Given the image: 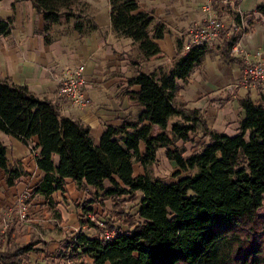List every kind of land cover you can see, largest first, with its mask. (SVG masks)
<instances>
[{"label":"trees","instance_id":"obj_1","mask_svg":"<svg viewBox=\"0 0 264 264\" xmlns=\"http://www.w3.org/2000/svg\"><path fill=\"white\" fill-rule=\"evenodd\" d=\"M14 1H30L41 15L44 44L52 42L51 31L60 24L76 31L81 43L100 31L86 0ZM107 1L111 31L132 39L138 53L136 64L159 54L155 40L163 37L164 24L139 11L137 0ZM215 1L211 0V7L218 13ZM255 11L264 14V5H257ZM229 13L234 27L227 37L226 29H221L218 54L224 64L243 66L232 49L257 20L250 15L248 28L242 29L241 14ZM12 29L13 17L0 19V36L9 35ZM208 52V44L183 50L182 43L175 41L170 63L149 73L137 67L129 80L130 85L139 86L133 96L137 111L119 126H104L98 145H94L88 125L61 115L53 101L37 97L26 85L0 77V133L24 145L37 137L30 151L36 153L34 160L42 174L29 198L44 199L50 211L56 212L52 195L63 191L70 179L77 191L111 203L107 212L111 220L104 226L114 229L113 238L88 236L80 229L66 242L67 252L62 256L66 264H264V215L258 214L264 194V92L257 103L248 93L240 98L244 116L234 136L204 125L208 142L198 152L186 158L182 147L169 152L176 165L174 180L148 175L158 149H168L175 139L188 141L191 124L203 122L197 109H185L178 92L180 82L201 67ZM136 163L145 174H133ZM0 169L9 187L27 175L19 161L7 168L6 146L1 140ZM125 196L138 199L134 214L125 210ZM82 210L87 214L85 206ZM86 226L98 233L103 230L92 222ZM11 232L0 236V264H31L30 255L44 251L42 240L19 244L10 238Z\"/></svg>","mask_w":264,"mask_h":264},{"label":"crops","instance_id":"obj_2","mask_svg":"<svg viewBox=\"0 0 264 264\" xmlns=\"http://www.w3.org/2000/svg\"><path fill=\"white\" fill-rule=\"evenodd\" d=\"M137 1L139 11L149 13L155 18V22H161L165 26L163 37L155 40L160 53L139 66L136 64L138 53L132 39L117 37L111 31L107 0H86L94 21L100 28L99 32L86 37L81 43L76 31L60 24L51 31L53 40L49 44L43 42L40 34L43 19L30 1L0 0V19L13 17L11 33L5 37L0 36V77L8 78L15 85H26L37 97L53 101L61 115L88 125L92 141L94 145H98L104 126H119L121 120L133 117L137 111L138 103L133 96L139 91V86L129 84L136 68L140 67L141 71L149 73L170 63L175 56V41L184 45L189 29L200 25L206 17L203 11L206 0ZM215 2L213 6L217 8V14H220L226 29L225 37L232 33L227 28L234 27L230 11L241 14V21L245 24L250 15L257 20L252 29L241 36L238 52L233 50V53L242 61L255 60L264 66V14L255 11L256 0H219L217 5ZM219 39L216 43H208L210 52L205 54L201 67L194 69L185 82H180L178 92L179 98L186 104L185 109H197L203 122L191 124L188 141L175 139L168 149H158L156 162L168 161L176 170L175 162L168 153L179 147L184 149V158L198 152L208 142L204 125L211 131L227 136L237 134L239 122L244 116V111L239 106L240 98L248 93L251 99H255L260 88H263L261 85L248 88L236 86L242 65L222 63L217 49L222 42ZM76 64L84 66V89L90 102L83 108L70 104L57 90L59 79ZM169 130L170 127L167 132L171 137ZM157 131V127H154V132ZM0 140L6 146L7 168L10 169L15 161H19L27 174L17 178L15 184L9 187L4 181V171L0 169V229L8 226L16 241L27 243L39 225L45 228L51 224L50 207L42 198L30 199L28 208L30 214H33L27 220H18L17 214L18 197L30 192L42 174L30 151V147L37 143V137L29 139L28 145L4 133H0ZM139 148L143 152L142 143ZM134 166V175L145 174V169L140 164L136 163ZM152 178L159 179L157 175ZM52 197L60 226L75 225L78 219L81 220L83 206L88 213L99 208L102 200L90 193L77 191L70 179L66 180L64 190L54 192ZM87 201L90 202L83 204ZM78 204L82 207L78 208ZM45 229L48 235L41 237L44 244L40 245L44 251L32 253L31 264L46 263L49 256L58 252L62 245L57 233L49 231L51 226ZM74 234L72 232V236ZM52 237V240H48Z\"/></svg>","mask_w":264,"mask_h":264},{"label":"built area","instance_id":"obj_3","mask_svg":"<svg viewBox=\"0 0 264 264\" xmlns=\"http://www.w3.org/2000/svg\"><path fill=\"white\" fill-rule=\"evenodd\" d=\"M203 11L206 13V17L203 22L188 31V39L183 45V50H188L193 46H199L208 44L219 36V33L223 27L222 23L216 18L211 11L210 5L203 4ZM238 43L233 47L232 51L238 52ZM84 66L82 64H76L65 75H63L58 81V93L70 104L83 108L89 105V99L85 93V78L83 75ZM254 85H261L264 87V66L255 60L243 61L241 67L240 76L236 86L248 88ZM33 158L36 155L35 152H31ZM29 193H23L18 197L19 202V218L24 219L27 214L28 205L25 203ZM86 220L100 226L103 230L98 233L94 228L91 229L92 236H99L104 240H110L115 235L114 229L105 228L104 224L87 213ZM84 226L78 225L76 229H83ZM78 230V231H79ZM77 231V232H78ZM76 233V232H75Z\"/></svg>","mask_w":264,"mask_h":264},{"label":"rangeland","instance_id":"obj_4","mask_svg":"<svg viewBox=\"0 0 264 264\" xmlns=\"http://www.w3.org/2000/svg\"><path fill=\"white\" fill-rule=\"evenodd\" d=\"M218 1L219 0H216L215 4L217 5L218 4ZM207 4L210 5V8H211V11L213 12L214 10L212 9L211 7V0H206L205 1ZM205 4V3H204ZM256 4L257 5H264V0H256ZM215 5V6H216ZM216 18L222 23V20H221V16H217V13H213ZM223 25V24H222ZM246 27V24L244 21H242V29ZM222 28H225V27H222ZM241 29V30H242ZM227 30H230L232 31L233 30V27L230 26L227 28ZM229 31V32H230ZM238 32V29L236 30ZM230 34V33H229ZM219 39L216 38L214 39L213 41H211L210 43H216ZM220 42V41H219ZM210 52V51H209ZM259 94L258 96L256 95L255 99H252L254 101V103H257L259 102V100L257 99L260 98V94L264 92V87L263 88H260L259 90ZM57 155L55 156V162H57ZM134 168H136V166H134ZM148 172L150 173L151 177H153L154 175H157V177L159 179H162L164 181H172L174 180V173H175V169L174 167L171 165L170 162L166 161V162H155L154 165L150 166L148 168ZM30 194V192H28ZM125 200H126V203L124 205L125 207V210L130 213V214H134L136 211H137V208H138V199H135V200H129V197L128 196H125L124 197ZM30 199H33V198H27L26 200V204L28 205V202L30 201ZM90 201H87V202H84L83 204H88ZM18 207H19V202H18ZM78 208L79 207H82V205H79L77 206ZM111 210V203L109 200H101V204H100V207L95 209L94 211L92 210L91 212H89V214L94 218V220H98L100 222H102L103 224H106L107 220H111L109 219V214L107 212H110ZM18 211H19V208H18ZM18 214V212H17ZM33 214V213H31ZM30 214V211H29V208H27V214L26 216L24 217V219H20L18 217V220H27V218L31 215ZM57 213L55 212H51L50 211V221H51V224L48 225V226H45V228H50L51 226V230L49 229V231H55L57 233V237L58 238H61V246L60 248L58 249V252H55L54 255H51L49 256L50 258L48 259V261L44 264H66V260L62 257L64 255L65 252H67V248H66V241L69 240V238H71L72 236V232L75 233L77 232L79 229H76L77 228V225L81 222L85 223L84 225V233H86L88 236H91L93 234H91V229L86 226V225H89L90 222H88L86 220V217H87V214H84L81 212V220L78 219L77 222L75 223V225L73 226H60L59 225V216H56ZM258 214L259 215H264V194H263V205L261 206V208L258 209ZM19 216V214H18ZM41 217H43V215H41ZM80 220V221H79ZM58 222V223H57ZM119 223L118 222H114V227H118ZM19 226V225H18ZM70 227H72L70 229ZM127 226L125 225H122L121 228L122 229H126ZM43 227V225H39L38 229L36 230V232H33L31 235H30V238H29V241L30 240H33V239H41L42 236H45V235H48L45 231L47 229H45ZM10 229L8 228V226H6L4 229H0V236L2 234H5L7 232H9ZM13 232V231H12ZM12 232L10 233V238H12V240H14L15 242L19 243V244H24V243H20L19 241H16V237L13 236ZM60 236V237H59ZM54 237L48 239V240H52ZM1 241H4V240H1ZM43 241V240H42ZM56 254V255H55ZM36 264V263H34ZM37 264H40V263H37ZM69 264V263H68Z\"/></svg>","mask_w":264,"mask_h":264}]
</instances>
